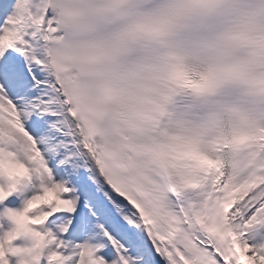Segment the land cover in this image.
Wrapping results in <instances>:
<instances>
[{
  "label": "snow or ice",
  "instance_id": "6c2138e0",
  "mask_svg": "<svg viewBox=\"0 0 264 264\" xmlns=\"http://www.w3.org/2000/svg\"><path fill=\"white\" fill-rule=\"evenodd\" d=\"M0 264H264V0H0Z\"/></svg>",
  "mask_w": 264,
  "mask_h": 264
}]
</instances>
